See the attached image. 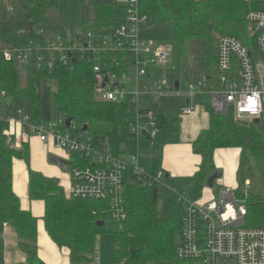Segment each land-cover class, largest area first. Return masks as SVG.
<instances>
[{
    "label": "trees",
    "instance_id": "16d2710c",
    "mask_svg": "<svg viewBox=\"0 0 264 264\" xmlns=\"http://www.w3.org/2000/svg\"><path fill=\"white\" fill-rule=\"evenodd\" d=\"M148 21L143 29L147 40L160 43L178 42L184 52L189 46L193 55L192 68L196 82H203V90L219 88L217 63L218 40L232 35L249 43L250 28L247 15L264 10V0H140ZM59 12V25H53L49 11ZM125 5L121 0H0V45L27 49L31 45L45 46V33L93 32L112 34L124 22ZM34 23L30 37L28 25ZM45 56L38 68V57ZM49 53L33 51L26 64L27 85L22 87L20 64L8 62L0 53V264H5L6 234L17 239V246L26 262L45 264L38 255L39 220L32 211L22 207L14 191V161L24 160L29 167V197L45 203L44 224L51 239L61 248H77L80 264L92 262L97 236L105 231L98 226L101 215L92 210L103 209L99 201L68 198L57 182L31 169L28 142L12 148L6 132L9 123L1 117H15L19 109L37 123L42 118L44 82L56 83V105L59 118L72 119L70 132L85 136L98 148H108L120 155V145L132 140L130 125L134 120L130 103L99 100L95 92L93 66L79 58L75 70L62 65ZM5 93V95L3 94ZM210 124L192 143L194 152L202 157L199 171L192 177L173 178L165 175L167 185H149L150 177L163 169L164 148L181 141V119L178 115L160 110L157 117L159 133L151 147L146 134L141 150V164L146 175L140 180L131 176L126 186L127 219L123 228L114 233L115 264H197L177 257V246L183 226L184 207L178 194L191 200L203 196L208 178L217 171L215 154L218 150H242L240 171L245 170L250 154L264 177V124L252 121L244 125L231 114L218 115L206 104ZM87 126V132L83 127ZM243 170V171H244ZM240 196V195H239ZM247 227L264 228V197L246 198Z\"/></svg>",
    "mask_w": 264,
    "mask_h": 264
},
{
    "label": "built area",
    "instance_id": "2783aa9c",
    "mask_svg": "<svg viewBox=\"0 0 264 264\" xmlns=\"http://www.w3.org/2000/svg\"><path fill=\"white\" fill-rule=\"evenodd\" d=\"M121 2L126 9L124 22L112 34L71 30L45 33L40 30L38 35H45V46L31 45L23 50L0 45V53L6 61L21 65L23 62L27 64L33 51L42 50L51 55L50 68L53 66L52 57H55L71 70H75L73 64L77 63V58L86 60L93 66L99 100L128 102L133 106L130 133L131 141L135 142V153L130 161L123 159L122 153L115 155L108 148L96 147L88 137L74 136L62 118L58 124L37 123L31 121L22 109L15 117H1L10 126L18 124L22 137H35L42 144L52 145L65 153L66 157L60 158L70 162L63 167L69 169L70 198L104 203L103 209L92 210V215L100 214V221L105 224L109 218L122 229L127 219L126 186L130 173L140 180L146 175L141 164L143 137L150 136L148 145L152 147L159 133L160 97H184L187 104L181 108L183 116L191 115L202 97L207 96V105L218 115L231 114L235 121L258 120L264 123V10L251 11L246 17L251 42L245 43L232 35L219 38V88L205 91L201 81L196 82L188 93H182L180 86L178 89L171 86L161 74L171 48L143 36L148 16L143 14L140 0ZM44 60L45 56L38 57L39 69ZM128 85H133V89ZM141 119L149 122L148 130L142 128ZM11 147L19 148L13 142ZM166 174L160 170L150 177L149 185L167 186L164 183ZM246 187L248 190L250 184L247 183ZM238 190V187L226 186L218 191L217 196L203 200V195L195 201L186 194L177 193L178 201L184 207L177 246L179 259L197 264H264V228L246 226L248 191L242 198ZM241 201L244 204L241 205Z\"/></svg>",
    "mask_w": 264,
    "mask_h": 264
},
{
    "label": "rangeland",
    "instance_id": "374dc122",
    "mask_svg": "<svg viewBox=\"0 0 264 264\" xmlns=\"http://www.w3.org/2000/svg\"><path fill=\"white\" fill-rule=\"evenodd\" d=\"M48 17L53 25H59V12L58 11H49ZM52 38L57 39V36H52ZM247 38L250 39V30L247 33ZM171 48V53L169 55L167 63L161 67V74L163 80H167L171 86L175 87L176 82L180 83V91L182 93H188L191 90V87L196 86L195 73L192 68L193 55L189 46L185 47L184 52L181 45L178 42H168L164 43ZM19 77L20 84L22 87H26L27 78H26V64L23 62L19 66ZM133 83V81L131 82ZM130 89H133V85L127 86ZM57 84L44 82L41 87L42 92V118L46 122H52L58 124L59 121V112L56 105L55 93L57 92ZM209 102V97L203 96L199 102L198 109L203 111L204 104ZM186 106V101L184 97H174L171 95H166L165 97L159 98V108L165 112L178 115L180 118H183L181 114V108ZM153 110H157L156 106H152ZM196 111V110H195ZM251 120H243L244 125H250ZM140 123L143 129L150 128L148 121L141 119ZM262 124H264L262 122ZM144 144V143H143ZM127 153L122 154V158L130 161L135 153V142L130 141L128 143ZM143 146V145H142ZM225 158L221 157L222 153L219 152L215 158V166L217 170H221L223 175L220 179H217L214 182V187L212 189H207L212 193L213 196L218 195V191L223 189L226 186L231 188L238 187V193L240 197L245 198V191H248V197L260 195L264 197V177L257 168L252 156L247 155L248 164L245 167V170L240 171V159L242 150L236 148H230ZM56 155L60 157H66V154H60L58 152L51 151L49 156ZM50 166L58 170H61L64 174L63 178L67 176L69 172L68 168H62L58 165L51 164L49 159ZM31 169H33L31 167ZM244 170V171H243ZM55 172V173H56ZM53 178V177H51ZM54 180L60 185V181ZM247 183L250 184V187L247 190ZM42 201V200H41ZM240 204H244L242 201ZM121 230V226L118 223L113 222L111 219L107 218L105 231L100 233L97 236L96 240V251L92 257V262L87 264H115V250L116 246L114 243V233ZM8 245L17 246V239L12 240L11 244L8 242ZM59 247V246H58ZM61 248V247H60ZM74 254V264H80L81 253L77 248H73Z\"/></svg>",
    "mask_w": 264,
    "mask_h": 264
},
{
    "label": "crops",
    "instance_id": "0c3cea01",
    "mask_svg": "<svg viewBox=\"0 0 264 264\" xmlns=\"http://www.w3.org/2000/svg\"><path fill=\"white\" fill-rule=\"evenodd\" d=\"M187 104V103H186ZM207 104V103H206ZM206 104L203 106V111L196 106L194 112L191 115L183 116L181 119V141L178 143L168 144L164 148L162 167L163 170L173 178L192 177L200 169L202 163V157L194 152L192 143L197 139L200 132L207 129L210 124L209 114L206 109ZM8 139L21 148L24 142H28L31 147L30 163L33 170L44 174L47 177H53L60 181V186L63 188L65 194L70 198V175L66 174L63 178V172L56 169L49 164V156L51 151L62 154L63 152L57 151L52 145H44L35 137H22L18 124L10 126L8 130ZM18 148V149H19ZM230 149L218 150L219 152H225L221 154L222 158H225L227 154H230ZM65 154V153H63ZM60 157V156H57ZM14 191L16 195L21 199L23 209L30 210L36 218L39 220L38 229V255L45 262V264H74L73 249L60 248L51 239L46 231L44 224L45 215V203L41 200L32 201L29 197V167L24 160L14 161ZM56 172V173H55ZM205 188L203 192V200L212 198V193ZM6 253L5 264H18L25 263V255L19 251L18 246L8 245V242L15 240V237L7 232L6 234Z\"/></svg>",
    "mask_w": 264,
    "mask_h": 264
},
{
    "label": "water",
    "instance_id": "95a60500",
    "mask_svg": "<svg viewBox=\"0 0 264 264\" xmlns=\"http://www.w3.org/2000/svg\"><path fill=\"white\" fill-rule=\"evenodd\" d=\"M28 30H29V34H30V37H33V34H34V23H29L28 25ZM180 86V83L179 82H176L175 84V87L178 89ZM256 122L259 123L258 120H256ZM71 124H72V119H67L65 121V126L67 127L68 130H70L71 128ZM83 132H87V126H84L83 127ZM127 146L128 144L127 143H123L120 145V152L122 154H124L127 150ZM50 162L51 164H55V165H58L60 167H64V165H70V162L69 161H66L60 157H57V156H52L50 158ZM223 173L221 170H217L216 172H214L207 180V188L209 189H212L214 187V182L217 180V179H220L222 177ZM98 226H104L105 225V222L104 221H99L98 223Z\"/></svg>",
    "mask_w": 264,
    "mask_h": 264
}]
</instances>
